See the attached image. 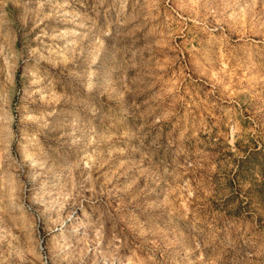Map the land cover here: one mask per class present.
<instances>
[{
	"label": "rangeland",
	"instance_id": "1",
	"mask_svg": "<svg viewBox=\"0 0 264 264\" xmlns=\"http://www.w3.org/2000/svg\"><path fill=\"white\" fill-rule=\"evenodd\" d=\"M0 264H264V0H0Z\"/></svg>",
	"mask_w": 264,
	"mask_h": 264
}]
</instances>
